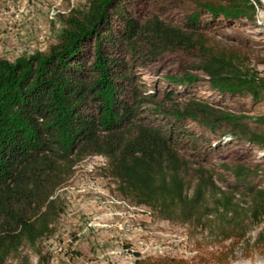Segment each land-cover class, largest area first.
I'll list each match as a JSON object with an SVG mask.
<instances>
[{
  "label": "trees",
  "instance_id": "obj_1",
  "mask_svg": "<svg viewBox=\"0 0 264 264\" xmlns=\"http://www.w3.org/2000/svg\"><path fill=\"white\" fill-rule=\"evenodd\" d=\"M258 8L90 0L47 53L0 59V264H48L56 193L89 157L123 199L205 241L197 261L134 264L264 248V80L237 29Z\"/></svg>",
  "mask_w": 264,
  "mask_h": 264
},
{
  "label": "rangeland",
  "instance_id": "obj_2",
  "mask_svg": "<svg viewBox=\"0 0 264 264\" xmlns=\"http://www.w3.org/2000/svg\"><path fill=\"white\" fill-rule=\"evenodd\" d=\"M89 1L0 0V59L13 63L47 53L58 43L68 21L85 17ZM255 1L259 3L255 24L239 25L237 29L256 49L251 67L264 80V5ZM246 104L250 107L248 101ZM105 167L103 158L89 157L74 167L71 178L57 191L63 211L53 235L42 242L48 264H134L156 258H203V251L196 252V248L205 241L190 237L183 226L157 220L145 207L123 199L117 184L105 176ZM229 264H264V248L240 252Z\"/></svg>",
  "mask_w": 264,
  "mask_h": 264
},
{
  "label": "bare ground",
  "instance_id": "obj_3",
  "mask_svg": "<svg viewBox=\"0 0 264 264\" xmlns=\"http://www.w3.org/2000/svg\"><path fill=\"white\" fill-rule=\"evenodd\" d=\"M258 1H260L264 5V0H258Z\"/></svg>",
  "mask_w": 264,
  "mask_h": 264
}]
</instances>
